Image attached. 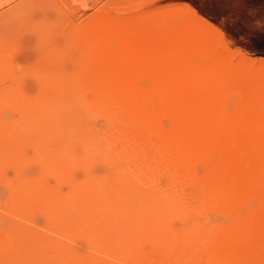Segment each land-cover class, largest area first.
Listing matches in <instances>:
<instances>
[{"label": "rangeland", "instance_id": "obj_1", "mask_svg": "<svg viewBox=\"0 0 264 264\" xmlns=\"http://www.w3.org/2000/svg\"><path fill=\"white\" fill-rule=\"evenodd\" d=\"M261 21L264 0H0V264H134L106 253L109 240H99L92 231L99 224L93 220L98 209H83L76 196L85 192H76L68 183L73 175L83 184L99 182L87 174V168L97 163H72L65 152L67 142L51 129L52 118L46 110L76 75L98 74L97 87L121 91L158 84L147 62L138 64L132 45L169 42L178 51L169 55L170 60H189L191 53L179 52L194 48L198 63L222 69L234 98L217 103L221 111L242 117L251 91H264V54L243 45L251 34H264ZM88 90L92 92L94 86ZM179 96L175 91L173 98ZM87 98H93L91 93ZM204 105L197 108L203 110ZM180 106L185 113L188 104ZM160 120L165 129L174 122L172 115L164 114ZM214 138L216 142L219 137ZM227 154L240 158L244 152L228 149ZM195 168L202 173L205 166L201 161L189 165L190 170ZM224 176L226 181L233 177ZM255 192L245 193L259 199L261 192ZM234 193L244 194L242 190ZM211 198L217 202L220 192H212ZM145 210L152 220V233L168 237L172 243L168 249L175 258L198 246L189 245L183 224L174 216L169 218L166 209L151 205ZM39 216L42 226L34 221ZM71 228L80 230L76 236L82 240L72 236ZM242 232L231 228L225 235L238 242ZM27 234L45 242L29 239ZM144 235L143 230L137 231L136 241ZM33 244L37 247L30 249ZM152 255L149 264H173L174 258Z\"/></svg>", "mask_w": 264, "mask_h": 264}, {"label": "bare ground", "instance_id": "obj_2", "mask_svg": "<svg viewBox=\"0 0 264 264\" xmlns=\"http://www.w3.org/2000/svg\"><path fill=\"white\" fill-rule=\"evenodd\" d=\"M132 46L141 62L138 64L147 62L158 84L144 90L121 91L97 87L101 80L98 74L76 75L68 79L46 110L52 118L51 129L67 142L69 149L65 152L72 163H97L87 168V174L99 182L88 180L83 184L73 175L68 183L76 192H85L75 195L83 209H98L93 220H99V224L92 231L99 240H109L106 253L134 264H149L152 254L174 258L173 264H264V91H251L245 114L231 116L217 103L233 97L230 82L222 69L198 63L194 48L179 52L191 56L176 63L170 57L178 51L169 42ZM165 84L170 85L168 91ZM90 86H94L92 92ZM175 91L181 94L176 99ZM88 93L93 98L88 99ZM181 104H188L185 113ZM197 104L207 106L199 110ZM164 114L174 119L168 130L161 126ZM215 136L219 137L216 142ZM228 149L243 151L244 155L230 157ZM253 151H259L258 155H251ZM196 161L203 162L202 173V166L199 171L189 169ZM226 173L233 176L231 181L223 180ZM235 190L244 194L236 196ZM217 191L221 199L216 202L211 193ZM248 191H260L261 196L258 199V195L245 193ZM151 205L166 209L169 218L174 216L183 224L189 245L198 246L175 258L168 249L172 246L168 237L159 231L152 233V220L145 210ZM40 216L34 221L42 226ZM128 217L133 221L129 222ZM231 228L243 231L241 239L234 241L237 243L225 235ZM139 230L145 235L136 241ZM69 231L82 240L76 236L80 230ZM26 236L45 242L36 235ZM34 247L37 245L29 248Z\"/></svg>", "mask_w": 264, "mask_h": 264}, {"label": "trees", "instance_id": "obj_3", "mask_svg": "<svg viewBox=\"0 0 264 264\" xmlns=\"http://www.w3.org/2000/svg\"><path fill=\"white\" fill-rule=\"evenodd\" d=\"M248 42H243V45L256 53L264 54V34L257 32L250 35Z\"/></svg>", "mask_w": 264, "mask_h": 264}]
</instances>
